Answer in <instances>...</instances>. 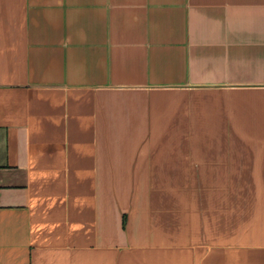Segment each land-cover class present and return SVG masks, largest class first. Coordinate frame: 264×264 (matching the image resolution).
<instances>
[{"label":"crops","instance_id":"1","mask_svg":"<svg viewBox=\"0 0 264 264\" xmlns=\"http://www.w3.org/2000/svg\"><path fill=\"white\" fill-rule=\"evenodd\" d=\"M0 264H264V0H0Z\"/></svg>","mask_w":264,"mask_h":264}]
</instances>
